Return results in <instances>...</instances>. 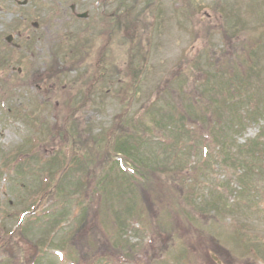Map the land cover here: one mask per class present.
Listing matches in <instances>:
<instances>
[{
  "label": "rangeland",
  "instance_id": "1",
  "mask_svg": "<svg viewBox=\"0 0 264 264\" xmlns=\"http://www.w3.org/2000/svg\"><path fill=\"white\" fill-rule=\"evenodd\" d=\"M30 6L18 7L29 22ZM13 9L0 2V264H82L71 256L99 255L106 236L115 247L96 264H264V0H114L104 12L127 15L136 41L115 37L98 85L82 84L85 65L65 64L79 53L26 51L29 24L13 52L4 41L16 37ZM246 49L256 52L251 66ZM139 67L127 100L118 85ZM144 106L154 109L138 122ZM112 133L125 153L109 149ZM140 168L172 197L143 193ZM93 175H107L111 203L95 217L83 195ZM62 176L63 194L40 202ZM175 207L201 237L177 228L175 242L156 229ZM90 232L103 237L95 254L84 243Z\"/></svg>",
  "mask_w": 264,
  "mask_h": 264
},
{
  "label": "trees",
  "instance_id": "2",
  "mask_svg": "<svg viewBox=\"0 0 264 264\" xmlns=\"http://www.w3.org/2000/svg\"><path fill=\"white\" fill-rule=\"evenodd\" d=\"M127 32H130V28H128ZM130 36L131 38V34L128 35ZM259 42H256L255 43V46H257ZM254 46V48H255ZM135 52H139L138 49L134 50L133 52L130 51V58L134 59V53ZM246 54H247V58H248V62L250 63V66H251V62L250 61H253V58L255 57L256 55V52H251L249 51L248 49H246ZM131 63V62H130ZM133 63V62H132ZM55 66V65H54ZM108 66V64L106 65V63L102 60H100L98 63H97V67L95 68V66H91V67H87L86 70L84 71V74H83V80L84 82H82V84L84 83L87 84V85H91V84H96L98 85L100 83V80L101 82L103 83V80L108 78L107 74H106V67ZM141 68H137L136 70H128V74L131 75V80L133 82H130L128 84H119V93L123 94L124 98L126 97V99L128 100V97L130 95H132L133 93V90L135 88V85L137 84L136 81L138 80V76L137 74H139ZM112 76H110L111 78ZM181 83V82H179ZM134 87V88H133ZM131 97V96H130ZM130 97H129V100H130ZM122 100L124 99L123 97H120ZM236 98H233V100H235ZM237 100V99H236ZM212 104V102H211ZM145 108V113L143 115H140L139 116V120L138 122L140 121V119L142 120L141 122H144L146 121L147 119V116H148V113H147V109L149 111H153V106L150 108V107H146L144 106ZM178 113H184L183 111H180L178 109ZM201 111V110H199ZM233 111V110H231ZM202 112V111H201ZM235 112V111H234ZM256 112L257 114L253 117L255 118H260L261 117V112L259 109H256ZM237 113V112H236ZM249 113V112H248ZM238 116V114H237ZM235 116L233 117V122L235 121H239V118ZM160 117V116H159ZM248 117V116H247ZM251 117V118H253ZM124 118V114L123 115H119L117 118H116V121H121L122 119ZM161 118H164L163 116ZM249 118V117H248ZM162 121V120H161ZM161 121L159 122L160 124H163V122L161 123ZM158 122V121H157ZM134 124V123H133ZM165 125V123H164ZM133 126H135V128L138 127L137 124H134ZM160 126V125H159ZM128 133H131L132 130H128ZM115 134L112 133L111 134V138H112V144L111 146L109 147L110 150H115L118 154L119 153H125V149L127 148V142L124 143L120 141V137L118 138H115ZM126 140V139H125ZM73 141V140H71ZM118 142V143H117ZM73 147V145H72ZM71 147V153H70V157L72 158L73 157V148ZM64 152H66V150H64ZM260 159L264 160V155H259ZM16 162H18V160L15 159ZM108 162L106 161H102L101 163L99 164H107ZM98 163L96 162H93L91 163V167L92 168H95V166L97 165ZM86 165V163H85ZM120 172V171H119ZM121 173V172H120ZM137 173V172H136ZM149 173H150V176H149ZM152 172L149 171V169H145L143 170L142 168L139 169L138 171V176L140 177V182H137V184L140 186L141 190L143 193H145L147 190L150 194H153V192L155 193V197L152 196V199H154L155 201H158L157 198H159V200L162 198L164 199V197H172L170 196V194L172 193V190L167 187V185L163 184V186L159 183L161 182V180L158 178V176L156 177V180L155 181H152L151 178L153 177V174H151ZM89 174L92 175L91 172H89ZM61 176V175H60ZM107 176V175H106ZM106 176L103 175V177L99 178V180H95L94 178L97 177L96 175H93L92 178H87L86 181H85V186H84V189L85 191H83V195H84V199L85 200H88V206L87 208H90V209H94L92 212L96 211L93 213V216L95 217V213L99 212V211H107L110 207H111V203H108L109 200H107V197L105 196V194L103 193L104 191L108 190L107 186L108 184H106ZM66 180V178L64 179V176H62V178L56 182L53 183V186L51 187V185L49 186V188L44 191L43 193L41 194H38V199L40 202H44V198L50 200V199H57L59 197L60 194H63V190L64 188H62V185L64 183V181ZM95 180V181H93ZM93 181V182H92ZM91 185L94 186L95 189L91 190L90 192H88V189L91 187ZM110 186H114V185H110ZM62 188V189H61ZM111 188V187H110ZM59 191V193H58ZM134 190L131 192V195L134 194L133 193ZM129 196L130 199L132 198V196ZM37 196H36V199H37ZM91 197V198H90ZM125 197V196H123ZM128 197V199H129ZM127 198V197H126ZM135 201V200H134ZM118 202L120 203V201L118 200ZM135 203H137V199L135 201ZM114 207V206H113ZM177 207H175L174 209V217H171V219L169 220H162V223L159 222V225H157L156 229H160V231L164 232L165 236L168 238L167 240H169L170 238V241H173L175 240V242L178 241V237H177V231L179 230V228H183L186 230V232L188 233V235H191V237L193 236H200L202 235L203 233V228L202 227H196L194 225V231H190L189 230V225H190V220L189 219H185L184 217H187V213L185 211V209L183 210H176ZM133 213L134 215H132V218L133 220H137L139 221L140 220V215L138 214V209L133 207ZM20 214V213H18ZM131 218V219H132ZM20 227H21V224L19 223L18 226L15 228V230L13 231V233L15 234L17 231L20 230ZM178 228V230H177ZM188 228V230H187ZM130 229V226H126V230ZM96 231V230H95ZM179 233V231H178ZM185 233V232H184ZM198 234V235H197ZM106 240L105 242H107V244L105 243L104 244V247L102 251H100L99 255H97V252L95 254V251H96V244L98 242L99 239H103V237H99L98 235H96V232H90L88 234H85V240H84V243L87 244V247H90V249H93L94 251V256L92 254H88L87 252L85 251H82L84 250L82 248V250H80L79 253H76V254H73L71 257H72V260L73 262L77 263V262H82V264H96V262L100 259V258H103L105 261L109 260L110 261V253L112 251V248L115 247L114 246V243L112 242V244H109V239H110V236H106L104 237ZM210 238V237H209ZM188 239H189V236H188ZM187 239V240H188ZM211 239V238H210ZM212 240V239H211ZM78 241V240H77ZM103 241V240H102ZM190 241V240H188ZM215 241V240H213ZM115 242V240H114ZM216 242V241H215ZM214 244L218 245L217 242ZM6 246L8 245V242H5ZM164 243V242H163ZM190 244H191V241H190ZM5 245H2L5 246ZM121 248V247H120ZM116 249V248H115ZM151 250V249H149ZM117 251V249H116ZM153 252V251H152ZM93 258L92 260L90 259L91 257ZM102 260V261H104ZM150 263H153L155 262V257L151 256L150 258ZM108 262V261H107Z\"/></svg>",
  "mask_w": 264,
  "mask_h": 264
},
{
  "label": "flooded vegetation",
  "instance_id": "3",
  "mask_svg": "<svg viewBox=\"0 0 264 264\" xmlns=\"http://www.w3.org/2000/svg\"><path fill=\"white\" fill-rule=\"evenodd\" d=\"M11 4L13 9V18L15 19L16 34L11 36L9 47L18 53L22 47L14 43V38L21 37V28L29 24L32 36H26V51L29 46L35 51H50L56 48L57 51L65 49L67 54L72 52L82 53L88 57L89 52L99 53L102 49L101 37L104 30V20L114 21V30L118 26L117 14L107 15L104 11L108 4L114 0H0ZM30 6L31 15L35 16L34 21L29 22V14L26 16L18 10V7ZM96 12V14H95ZM42 18V22L38 20ZM70 32V34H68ZM77 38V43L66 45L71 36ZM73 36V37H74ZM30 48V49H31ZM80 57V55H79ZM95 58V55H94ZM68 64L71 60H67ZM82 62V61H81Z\"/></svg>",
  "mask_w": 264,
  "mask_h": 264
}]
</instances>
